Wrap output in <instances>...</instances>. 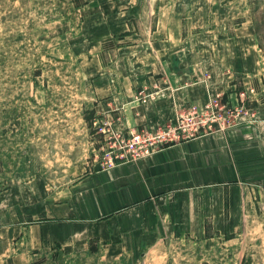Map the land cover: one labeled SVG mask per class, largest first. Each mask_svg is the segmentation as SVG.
<instances>
[{"label":"crops","instance_id":"crops-1","mask_svg":"<svg viewBox=\"0 0 264 264\" xmlns=\"http://www.w3.org/2000/svg\"><path fill=\"white\" fill-rule=\"evenodd\" d=\"M106 14L84 21L89 25L97 17L98 26L90 29L105 34L94 42L91 84L96 115L110 118L124 135L166 124L216 95L227 104L239 102L237 89L248 83L257 89L250 103L258 110L256 119L182 140L139 162L76 165L72 171L78 172L62 186L33 178L21 187L24 199L14 216L0 200L1 258L27 260L46 247L70 252L92 242L136 252L169 234H233L252 213L264 214V65L256 37L236 33L231 46L221 41L214 53L196 48L182 27L141 40L130 34L125 11L115 14L123 19L118 29ZM160 29L159 21L153 33ZM120 34L116 42L124 44L106 58L105 44ZM155 84L160 87L155 96L146 103L137 99Z\"/></svg>","mask_w":264,"mask_h":264},{"label":"rangeland","instance_id":"rangeland-1","mask_svg":"<svg viewBox=\"0 0 264 264\" xmlns=\"http://www.w3.org/2000/svg\"><path fill=\"white\" fill-rule=\"evenodd\" d=\"M100 11L117 29L123 19L115 14L125 11L136 39L182 27L196 48L214 53L221 41L231 46L236 33L253 35L264 65V0H0V200L7 214L14 216L24 199L21 187L33 178L62 186L78 172L72 171L76 165L102 168L104 139L95 124L102 117L96 115L91 80L97 69L94 42L105 34L90 29L98 26L97 17L84 23ZM159 21L161 29L153 33ZM118 37L105 44V57L124 44ZM239 44L249 47L244 40ZM255 87L243 84L237 92H248L245 108L257 116L250 105L258 98ZM240 105L239 96L228 103L230 112ZM244 121L254 122L239 123ZM252 215L233 234H169L136 252L94 242L70 252L52 246L27 260L0 257V264H264V214Z\"/></svg>","mask_w":264,"mask_h":264},{"label":"built area","instance_id":"built-area-1","mask_svg":"<svg viewBox=\"0 0 264 264\" xmlns=\"http://www.w3.org/2000/svg\"><path fill=\"white\" fill-rule=\"evenodd\" d=\"M145 90H141L137 95V99L144 103L155 96L160 87L155 84L154 90L149 92ZM249 90L254 91L253 88ZM239 96L241 105L235 108L236 114L234 111L230 112L228 104H221L222 98L214 96L202 106H189L166 124L152 130H138L128 135L120 132L110 118L96 119L97 131L104 139L100 149L102 168H110L126 162H139L164 147L182 140L218 130L224 132L243 119L255 121L256 115L250 113L252 109L245 108L248 92L243 90L239 92Z\"/></svg>","mask_w":264,"mask_h":264}]
</instances>
